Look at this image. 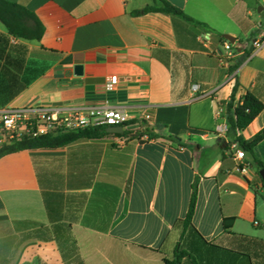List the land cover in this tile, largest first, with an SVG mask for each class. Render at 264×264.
<instances>
[{
    "label": "crops",
    "instance_id": "1",
    "mask_svg": "<svg viewBox=\"0 0 264 264\" xmlns=\"http://www.w3.org/2000/svg\"><path fill=\"white\" fill-rule=\"evenodd\" d=\"M8 1L35 13L45 32L11 38L25 60L12 88L29 84L0 110L115 107L130 116L131 135L0 158V264H166L178 247L189 254L181 264H264V141L245 151L241 173L231 137L216 135L234 76L236 102L250 92L264 103V47L253 45L264 0H167L197 24L134 14L153 0ZM146 128L159 137L135 138ZM262 129L264 110L238 136Z\"/></svg>",
    "mask_w": 264,
    "mask_h": 264
},
{
    "label": "trees",
    "instance_id": "2",
    "mask_svg": "<svg viewBox=\"0 0 264 264\" xmlns=\"http://www.w3.org/2000/svg\"><path fill=\"white\" fill-rule=\"evenodd\" d=\"M149 12H160L167 15L179 16L191 23H196L192 18L188 17L185 12L171 4L167 0H153V5L146 6L141 11H135V15ZM0 21L5 27L7 34L0 33V109L6 104L12 101L25 89L12 88L14 83L17 82L20 77L18 70L23 66L25 60L13 53L14 47L11 44V38L16 40L27 41H40L44 35L45 28L35 13L27 9L25 6L11 2L8 0H0ZM197 24V23H196ZM225 40V39H224ZM226 41V40H225ZM242 60L231 68L230 73L240 66ZM234 86L231 93L230 101L227 104L226 120L228 125L227 136L231 137L232 142H237L239 146L246 152L254 153V149L258 144L264 141V129H262L251 140L245 141L238 136V131L245 130L264 110V103L253 93H247L242 102H236V94L239 89L240 83L237 76L233 77ZM5 83V84H4ZM162 129V126L158 127ZM106 127H93L84 129H74L69 131H63L56 134H50L41 136L34 139H22L14 141L13 143L3 145L0 147V158L21 152L24 150L40 149V148H58L67 146L79 141L99 139L108 133ZM119 137H130L131 133L125 131L123 134H113ZM149 140L158 138V134L149 128H146L143 132L137 133L136 137L141 142H145L144 138ZM177 142L179 139L176 137H170ZM184 146V145H183ZM256 159V158H255ZM258 170L264 169V164L256 159ZM264 185V182H263ZM198 198V182L193 184V192L186 218L184 219V225H192V219L195 214L196 204ZM232 220H225V228L227 222ZM63 256L66 258V251L61 247ZM76 250L67 251L71 254ZM77 252V251H76ZM189 254L178 247L175 252V257L172 261L166 260V264H181L182 259ZM68 264H72V261H68ZM45 264V263H40Z\"/></svg>",
    "mask_w": 264,
    "mask_h": 264
},
{
    "label": "built area",
    "instance_id": "3",
    "mask_svg": "<svg viewBox=\"0 0 264 264\" xmlns=\"http://www.w3.org/2000/svg\"><path fill=\"white\" fill-rule=\"evenodd\" d=\"M259 50L264 47V28L260 29V38L253 43ZM226 49L231 50L229 42ZM118 84V77L113 76L107 83V89L112 91ZM198 85L193 86L197 91ZM146 116V119H149ZM130 116L122 109L115 107L91 108H52L45 106H29L21 108H7L0 110V147L22 139H34L45 135L56 134L74 129L93 127H123L129 130ZM228 125L217 130L218 137L226 136ZM239 133V131H238ZM234 158L239 162L238 170L247 173L250 165L244 161L245 151L237 142L231 143Z\"/></svg>",
    "mask_w": 264,
    "mask_h": 264
},
{
    "label": "water",
    "instance_id": "4",
    "mask_svg": "<svg viewBox=\"0 0 264 264\" xmlns=\"http://www.w3.org/2000/svg\"><path fill=\"white\" fill-rule=\"evenodd\" d=\"M225 39L228 40L230 43H235V38L230 36V35H224ZM75 72L77 75H81L83 73V67L82 66H76L75 67ZM108 133L111 134H123L124 133V129L123 127L119 126V127H108L106 130ZM218 142H221V139H218ZM260 175L263 179L264 182V169L260 170Z\"/></svg>",
    "mask_w": 264,
    "mask_h": 264
}]
</instances>
